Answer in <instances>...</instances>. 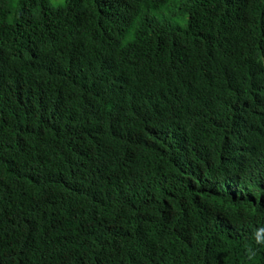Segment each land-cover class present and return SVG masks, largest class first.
I'll list each match as a JSON object with an SVG mask.
<instances>
[{"label": "trees", "instance_id": "1", "mask_svg": "<svg viewBox=\"0 0 264 264\" xmlns=\"http://www.w3.org/2000/svg\"><path fill=\"white\" fill-rule=\"evenodd\" d=\"M264 0H0V264H264Z\"/></svg>", "mask_w": 264, "mask_h": 264}, {"label": "rangeland", "instance_id": "2", "mask_svg": "<svg viewBox=\"0 0 264 264\" xmlns=\"http://www.w3.org/2000/svg\"><path fill=\"white\" fill-rule=\"evenodd\" d=\"M54 2V4H61L63 2V0H52Z\"/></svg>", "mask_w": 264, "mask_h": 264}, {"label": "clouds", "instance_id": "3", "mask_svg": "<svg viewBox=\"0 0 264 264\" xmlns=\"http://www.w3.org/2000/svg\"><path fill=\"white\" fill-rule=\"evenodd\" d=\"M261 242H264V241L257 240V243H261Z\"/></svg>", "mask_w": 264, "mask_h": 264}]
</instances>
